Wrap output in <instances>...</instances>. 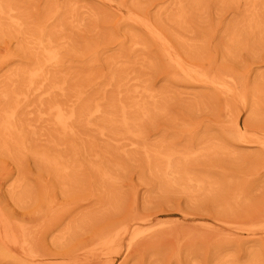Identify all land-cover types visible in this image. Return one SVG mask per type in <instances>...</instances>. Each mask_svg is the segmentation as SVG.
<instances>
[{
    "label": "rangeland",
    "instance_id": "obj_1",
    "mask_svg": "<svg viewBox=\"0 0 264 264\" xmlns=\"http://www.w3.org/2000/svg\"><path fill=\"white\" fill-rule=\"evenodd\" d=\"M263 210L264 0H0V264H264Z\"/></svg>",
    "mask_w": 264,
    "mask_h": 264
},
{
    "label": "bare ground",
    "instance_id": "obj_2",
    "mask_svg": "<svg viewBox=\"0 0 264 264\" xmlns=\"http://www.w3.org/2000/svg\"><path fill=\"white\" fill-rule=\"evenodd\" d=\"M260 216L264 217V210L262 211V213L260 214ZM259 222V221H258ZM24 252V251H23ZM25 253V252H24Z\"/></svg>",
    "mask_w": 264,
    "mask_h": 264
}]
</instances>
